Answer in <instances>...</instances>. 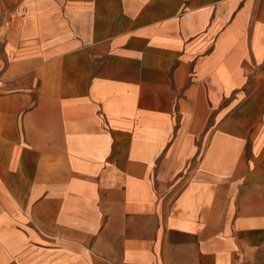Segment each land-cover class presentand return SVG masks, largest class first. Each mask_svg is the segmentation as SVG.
I'll return each mask as SVG.
<instances>
[{
  "label": "crops",
  "instance_id": "crops-1",
  "mask_svg": "<svg viewBox=\"0 0 264 264\" xmlns=\"http://www.w3.org/2000/svg\"><path fill=\"white\" fill-rule=\"evenodd\" d=\"M0 264H264V0H0Z\"/></svg>",
  "mask_w": 264,
  "mask_h": 264
}]
</instances>
